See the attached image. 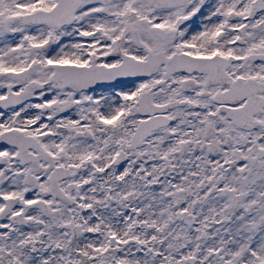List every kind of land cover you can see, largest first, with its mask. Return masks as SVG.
Masks as SVG:
<instances>
[{
    "label": "snow or ice",
    "instance_id": "1",
    "mask_svg": "<svg viewBox=\"0 0 264 264\" xmlns=\"http://www.w3.org/2000/svg\"><path fill=\"white\" fill-rule=\"evenodd\" d=\"M0 264H264V0H0Z\"/></svg>",
    "mask_w": 264,
    "mask_h": 264
}]
</instances>
